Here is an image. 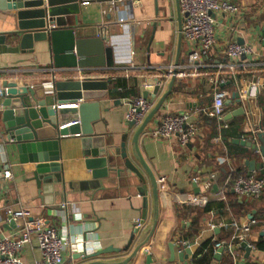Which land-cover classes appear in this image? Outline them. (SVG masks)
Returning a JSON list of instances; mask_svg holds the SVG:
<instances>
[{
  "label": "crops",
  "instance_id": "crops-1",
  "mask_svg": "<svg viewBox=\"0 0 264 264\" xmlns=\"http://www.w3.org/2000/svg\"><path fill=\"white\" fill-rule=\"evenodd\" d=\"M56 1H60L58 8L66 13L64 17L69 24L82 26L86 35L106 37V47L114 52L113 68L83 69L93 71L90 79L111 81L109 94L101 101L103 122L96 126L98 133L112 135L118 142L122 136L129 135V141H132L137 128L130 129L125 124L128 110L125 102L144 97L149 82L161 77V92L155 98H148L154 102L155 108L168 92L175 70L177 77L172 94L145 132L156 128L167 114L182 113H190L201 129V135L187 148L181 147L177 140L156 142L141 136L142 156L157 179L163 178L164 182L160 184L156 231L132 264H144L147 253L155 262L171 264V244L176 250L174 264H231L232 259L226 252L222 253L220 260L216 259L218 252L214 245L231 238L232 233L227 226L233 222L246 224L252 219L263 221L264 197L254 201L229 193L227 201L210 203L214 205L210 211L189 201L200 194L204 183L213 184L209 195L215 199L229 179L253 174L245 163L257 159V154L233 145L232 141L253 137L257 129L264 131V0H228L239 8L240 13L232 18L217 17L218 44L199 68L187 64L192 47L182 36L185 16L180 9V0H123V4L117 5V8H112L108 0ZM16 27L14 13L0 9V37L8 35ZM235 41L253 47L255 56L236 60L233 62L236 72H230V61L224 52ZM1 49L2 46L0 86L4 81L15 82L19 86H35L52 81L54 76L62 81L83 78L76 71L52 75V56L47 43L40 44L34 55L24 57L3 53ZM34 56L37 57V64L32 62ZM217 90L229 94L225 115L228 130H220L216 121L207 115ZM236 92L240 93L242 103L233 99ZM240 109H244V114L235 116ZM246 151L252 158L237 156ZM5 163L11 165L13 179L0 184V238L14 233L5 220V209L24 208L33 216L49 220L60 231L68 229L72 235L83 237L87 233L89 241L100 244V251L124 250L134 240L129 252L99 258L105 262L112 261V258L122 261L138 241L144 239L153 223L155 206L150 194L148 219L136 234L137 222L143 221L144 201L137 192L135 178L115 176L113 183H105L101 189L98 182L92 181L91 173L85 167L82 145L75 137L61 142L59 164L62 166L63 180L67 184L77 183L80 186L77 193L67 190L73 202L66 207L63 206L68 202L59 196L49 206L43 204L36 183L32 180L34 165H21L17 155L0 143V172ZM256 173L264 178L261 173ZM196 179L197 183L194 182ZM62 187L56 186V191L61 195ZM229 196L232 197L231 204ZM44 197L51 199L53 195ZM58 207L63 210L56 211ZM211 224L215 225L214 229H211ZM249 241L257 251L247 256L240 244L237 245L239 264H264V228L253 227ZM181 253L184 255L180 258ZM39 257L35 240L31 245H26L21 253L23 264H35ZM83 258L78 253L71 258L66 255L64 264H84Z\"/></svg>",
  "mask_w": 264,
  "mask_h": 264
},
{
  "label": "water",
  "instance_id": "water-1",
  "mask_svg": "<svg viewBox=\"0 0 264 264\" xmlns=\"http://www.w3.org/2000/svg\"><path fill=\"white\" fill-rule=\"evenodd\" d=\"M93 0H84L91 2ZM60 1L56 0H0V9L11 11L17 19V27L8 35L0 37L3 53L21 57L34 55L39 45L47 43L52 56L51 74L69 73L79 69H111L114 67V52L106 47V37L86 35L85 29L77 24H69L58 8ZM63 4V3H61ZM53 26V27H52ZM264 43V33H263ZM239 44L243 45L242 42ZM26 60H21L24 62ZM31 61V60H30ZM32 62L37 64V57ZM178 65V63H177ZM177 70L169 86L156 107L147 115L141 126L130 124V129L137 131L129 141V135H124L119 142L112 135L98 133L96 126L101 119V101L109 94L110 80L84 78L80 80L44 81L40 85L19 86L15 82L4 81L2 84V100L0 101V143L6 149L10 148L17 155L21 165H34L32 180L36 183L39 199L49 206L54 198L59 196L65 200L66 206L73 201L68 197V189L80 191L77 183H65L63 180L61 160V142L75 137L79 140L85 158V167L91 173L92 181L98 182L101 189L105 183H113L114 177L135 178L137 192L143 198L144 225L148 219L149 196L152 194L155 216L144 239L122 261L112 258V261H101L100 257L130 251L132 243L124 250H102L83 258L84 264H132L139 252L147 246L156 231L159 221L160 185L157 177L144 160L140 150V139L153 118L160 112L166 99L172 94ZM163 78L149 82L144 98L156 97L161 92ZM233 99L242 103L239 92ZM240 109L236 115H243ZM255 143L242 139L232 141L235 146H241L257 154V159L247 160L245 165L250 173L259 172L264 176V131L256 130ZM227 140V139H226ZM133 180V179H132ZM66 184V185H65ZM62 185V195L56 191V186ZM51 194V199L44 195ZM56 194V196H54ZM64 194V195H63ZM62 211V207L55 209ZM2 220V218H1ZM15 228V223H10ZM136 234H139L137 230ZM134 235V238L136 237ZM171 260H176L175 246L171 244ZM247 256L251 248L247 243H241ZM186 253H189L186 250ZM223 249H220L216 259L220 260ZM184 253L180 254V258ZM144 264H163L155 262L148 253ZM79 258V257H78Z\"/></svg>",
  "mask_w": 264,
  "mask_h": 264
},
{
  "label": "built area",
  "instance_id": "built-area-1",
  "mask_svg": "<svg viewBox=\"0 0 264 264\" xmlns=\"http://www.w3.org/2000/svg\"><path fill=\"white\" fill-rule=\"evenodd\" d=\"M123 2V0H108L112 8H117V5L123 4ZM180 9L185 16L182 36L192 47L187 56V64L192 68H199L218 44L217 17L228 16L232 18L238 15L240 10L228 0H180ZM224 54L230 61V72H236V66L233 65L235 64L233 62L243 57H254L255 50L251 46L241 45L235 41L228 45ZM76 72L83 77L82 79L89 78L93 74V71L83 69ZM2 91V86H0V101L2 100ZM228 97L227 92L217 90L214 93L213 104L207 111V115L216 121L220 130L229 129V124L225 121ZM125 104L128 109L125 116L127 126L130 124L141 126L149 112L154 108V102L144 97L129 99ZM200 135L201 129L193 120L192 115L182 113L167 114L156 128L144 132L142 137L156 142L177 140L181 147L187 148ZM243 140L256 142L254 136L244 137ZM233 172H236V170L233 169ZM12 179V167L5 163L2 172H0V184H6ZM158 182L160 185L161 182H164V179L162 178ZM194 182L197 183V179ZM212 188L213 184L211 182L204 183L200 194L191 198L190 204L205 208L214 201H227L229 193H234L240 198L259 201L264 197V178L253 172L249 176L229 179L215 199H212V196L209 195ZM63 207H66V205ZM1 217L0 209V219ZM5 220L8 224L13 221L15 228L11 236L0 238V264H23L21 253L24 247L31 245L34 240L37 242V250L40 254L35 264H64L66 255L71 258L75 253H78L80 257H86L99 252L101 248L98 242L87 239V233L83 237V235H72L68 229L60 231L49 220L41 216H33L24 208L19 210L5 209ZM257 226L264 228V220L252 219L246 224L233 222L227 226L232 233L231 238L228 241L216 242L214 245L215 251L218 252L223 249V252H226L232 259L231 264H239L237 245L247 243L251 248V252L256 253L257 251L256 247L249 241V234L253 227ZM142 227V221L139 220L136 228L140 231ZM210 227L214 229L215 225L211 224Z\"/></svg>",
  "mask_w": 264,
  "mask_h": 264
},
{
  "label": "trees",
  "instance_id": "trees-1",
  "mask_svg": "<svg viewBox=\"0 0 264 264\" xmlns=\"http://www.w3.org/2000/svg\"><path fill=\"white\" fill-rule=\"evenodd\" d=\"M248 151H246V152H243V153H240V154H238L237 156H240L242 159H248V158H252V157H250L248 154H246ZM232 197L231 196H229V201H230V204L231 203H233V201L232 200H230ZM228 201V202H229ZM213 204H210L208 207H206L205 208V211H210L212 208H213ZM204 247H207V245H205ZM262 248V247H261Z\"/></svg>",
  "mask_w": 264,
  "mask_h": 264
}]
</instances>
